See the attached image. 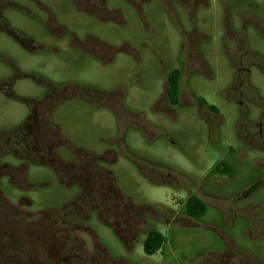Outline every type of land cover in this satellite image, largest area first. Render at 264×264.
I'll use <instances>...</instances> for the list:
<instances>
[{
    "label": "rangeland",
    "instance_id": "rangeland-1",
    "mask_svg": "<svg viewBox=\"0 0 264 264\" xmlns=\"http://www.w3.org/2000/svg\"><path fill=\"white\" fill-rule=\"evenodd\" d=\"M7 1L30 10L7 8L10 25L46 46L41 11ZM109 7L122 15L101 29L74 13L79 42L66 36L61 59L0 31V81L13 78L19 97L36 96L44 80L106 93V107L75 101L55 115L69 140L53 147L55 164L2 159L24 167L11 181V169L1 170L0 264H39L37 254L47 255L44 264L61 251L93 264H216L223 252L264 264V0H196L187 11L175 0ZM249 12L256 27L241 29L239 14ZM181 42L188 61L173 107L162 84L183 61ZM19 97L0 90L1 130L25 118ZM78 161L88 165L84 186L69 177ZM190 195L207 205L200 218L186 215ZM106 202L118 208L113 219L94 206ZM151 228L166 243L146 256Z\"/></svg>",
    "mask_w": 264,
    "mask_h": 264
},
{
    "label": "flooded vegetation",
    "instance_id": "flooded-vegetation-1",
    "mask_svg": "<svg viewBox=\"0 0 264 264\" xmlns=\"http://www.w3.org/2000/svg\"><path fill=\"white\" fill-rule=\"evenodd\" d=\"M111 1L112 0H28L29 4L36 6L37 9L42 13V20L39 21L42 27L45 29V46L44 41H42L40 44L37 43V41H35L36 39L33 38L34 35H32L33 37H29L19 29L12 27L9 23V20L4 16L5 10L9 7L14 8L17 11L22 12L25 10L27 13H30L28 6L24 8V6L21 4H17L15 2L12 3L7 0H0V31L8 34L24 49L45 50L48 52V56L53 55L61 59L64 58L65 55L63 50L67 49L63 46L65 43L64 38L66 36H70L72 40L79 42L77 38L78 36L74 32L70 31L71 28L74 29V27H76L74 22V13L83 12L86 17H89L90 20H92V22L100 26V29L107 26L109 22H111L109 24L115 25L117 23V17H120L122 12L119 8L109 7V4L111 5ZM119 1L123 4V6H126L131 10L134 9V0ZM175 1L179 4V6L184 7L187 11L190 7L193 8L192 6L196 0ZM189 16L191 17V14ZM243 17L245 18L242 20ZM238 18L241 29L245 30V27L248 25L256 27V21H253V17L250 15V12L241 13L239 14ZM77 26H79V23H77ZM227 27L228 26L226 25L225 28ZM192 32L193 31H189L190 34H192ZM78 42H71L70 46L85 48V46H80ZM182 46L183 42L180 43L178 56L180 57V55H182L183 61L180 63L178 69L169 70L167 72L162 84L165 99H167L169 105L173 107H177L178 101L176 104H172L168 98V91L173 80L172 74L176 71L180 72L178 81L179 96L181 94V80L183 75L186 73L188 61V57L186 56V48L183 50ZM246 72H248V70ZM12 79L13 78H9L0 81V85L4 86L3 89L0 90L5 91L6 94H12L15 97H19L12 91ZM105 95V92H100L88 87L58 84L54 81L44 80L42 82V87L36 96L19 97L27 106V114L23 121L18 124V126H15L9 130L0 129V176L2 168H4V170H8L7 168H10L11 172L8 171L9 173L6 177H9V181H11L13 176L16 175L14 172L18 173L21 171L20 169L24 167L22 165L20 167L13 168L8 164L2 163V159L7 155H10L15 160L22 161L24 165L26 162H30L29 164H36L38 161L42 160L51 162L52 165L55 164L54 161H58V158L53 154V147L64 146L69 143V140H67L66 136L63 134L62 127L54 120L55 115L59 113L64 115L65 110L69 108L68 106L75 101H81L89 106H93L94 108L100 107L101 105L105 106V100L103 98ZM259 132L261 133V131ZM259 140L261 149L263 150L264 136L260 135ZM77 166L79 167L75 168L72 173H69V177L73 178L75 182H79V185L82 186L91 179L86 177V172H84L85 166L87 167L88 165H86V163L81 164L78 161ZM73 169L74 168L72 167V170ZM23 178L25 179V176ZM112 205L114 204L106 202L95 203L94 206L99 207L100 209L105 208L106 212H108L110 209V218L113 219L115 217L114 214L118 215V208L115 207L113 210ZM80 208L85 209V207L81 206ZM120 210L122 209L120 208ZM44 256L47 255H42L41 257V255L37 254L34 257H39V262H41L39 264H43L42 262H44ZM49 256L52 259L54 254H49ZM91 263L92 260L86 257L84 258V255H80L79 253L72 251H61V254H56L54 260L45 261L44 264Z\"/></svg>",
    "mask_w": 264,
    "mask_h": 264
},
{
    "label": "trees",
    "instance_id": "trees-1",
    "mask_svg": "<svg viewBox=\"0 0 264 264\" xmlns=\"http://www.w3.org/2000/svg\"><path fill=\"white\" fill-rule=\"evenodd\" d=\"M179 75L180 72L176 71L172 74V85L168 91V98L172 104H176L178 101V93H179ZM209 110L217 113L214 107H209ZM162 183V181H160ZM253 187V186H252ZM206 203L196 195H190L185 202V212L186 215L190 218H200L206 213ZM166 243V239L157 230L151 228L147 231L146 236L143 240V252L146 256H153L157 252H159ZM230 252H223L214 256L217 261H225L227 264H247L244 258L240 255L238 257H233ZM213 257V258H214ZM214 258V259H215ZM233 260V261H232ZM216 263V264H219ZM221 264V263H220ZM256 264H263L261 262L256 261Z\"/></svg>",
    "mask_w": 264,
    "mask_h": 264
}]
</instances>
